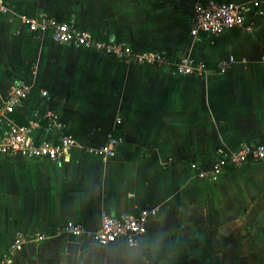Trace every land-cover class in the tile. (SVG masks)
<instances>
[{"label":"crops","instance_id":"crops-1","mask_svg":"<svg viewBox=\"0 0 264 264\" xmlns=\"http://www.w3.org/2000/svg\"><path fill=\"white\" fill-rule=\"evenodd\" d=\"M6 1L10 10L0 13V104L21 82L29 88L16 112L23 121L53 111L56 123L78 131L80 145L96 147L108 135L121 143L107 159L79 149L68 162L0 156V256L17 234L53 231L71 219L84 226L83 240L31 242L8 264H168L174 246L192 241L201 248L209 242L223 264H264V164L229 167L213 181L198 179L188 167L264 140V20L250 31L193 38L192 0ZM54 14L96 37L128 43L137 53H188L206 63L208 74L178 77L162 66L59 44L30 33L20 20ZM183 33L190 42L177 47ZM224 35L237 37L239 48L248 45V51L235 57L234 45L215 49ZM229 56L234 62L219 73L217 64ZM147 207L156 208L157 217L148 221L138 249L93 243L104 212L137 215ZM239 223L243 231L232 245L218 246L209 237Z\"/></svg>","mask_w":264,"mask_h":264},{"label":"built area","instance_id":"built-area-1","mask_svg":"<svg viewBox=\"0 0 264 264\" xmlns=\"http://www.w3.org/2000/svg\"><path fill=\"white\" fill-rule=\"evenodd\" d=\"M167 1L172 3L188 0ZM9 10L8 2L0 0V13H7ZM20 20L30 33L36 36H50L59 44L76 45L116 60H133L162 66L167 70L172 68L179 76L204 77L208 74L206 63L194 60L188 53L173 54L165 50L137 53L128 43L106 39L104 36L96 37L89 30L76 26L73 21L60 15H22ZM261 20H264V0H192L189 34L196 38L199 34L216 36L236 28L250 31ZM261 61L264 63V57ZM233 62L231 56L225 58L217 64L218 72L224 73ZM240 62L250 63L248 58H242ZM28 92L27 85L17 83L0 104V156L30 161L68 162L77 149L84 156L107 159L115 155L121 143L120 138L108 135L105 141L96 147L80 145L65 124L55 122L53 111H47L42 117L30 116L23 125L16 123L9 115L22 108ZM41 95L46 96L47 93L41 92ZM248 163L264 164V140L241 143L230 151L222 150L210 162L193 161L188 167L198 179L213 181L225 169L243 167ZM156 217V208L150 207L141 209L137 215L114 216L104 212L92 235V241L102 248L123 245L128 250H136L143 243L148 221ZM84 232L81 223L68 219L56 225L53 231L37 232L30 236L17 234L7 253L0 256V264L10 263L11 256L23 252L31 242H46L48 237L80 241L83 240Z\"/></svg>","mask_w":264,"mask_h":264},{"label":"rangeland","instance_id":"rangeland-1","mask_svg":"<svg viewBox=\"0 0 264 264\" xmlns=\"http://www.w3.org/2000/svg\"><path fill=\"white\" fill-rule=\"evenodd\" d=\"M183 38L178 37L177 39L179 41H181L182 43L176 42V46L180 47L182 45L187 46L190 42L191 38H186L185 34H182ZM188 43V44H187ZM239 40L237 37L231 38V37H227V36H223L222 38L218 39L215 41V49H219L220 51H228L230 50V46L234 45V49L230 50V52L235 56L238 57L239 55H241L242 53H245L246 51H248V49H246L248 47V45H244L242 47L239 48L238 46ZM243 49V50H242ZM180 51H182V49H180ZM245 55V54H243ZM137 64H141V65H148V64H143V63H139L136 62ZM152 66V65H151ZM178 77H183V76H179ZM186 77V76H184ZM226 228H223V230L221 229L219 231V233L217 234V238H215L213 235H210L209 237L211 238V240L213 241L214 244H217L219 246V244H225V245H232L235 241V239L237 238V236L239 235V233H241L243 231V223H239L236 224L234 226H232L231 228H229L230 230L227 231L225 230ZM245 242V247L246 243H248L247 240H244Z\"/></svg>","mask_w":264,"mask_h":264},{"label":"flooded vegetation","instance_id":"flooded-vegetation-1","mask_svg":"<svg viewBox=\"0 0 264 264\" xmlns=\"http://www.w3.org/2000/svg\"><path fill=\"white\" fill-rule=\"evenodd\" d=\"M201 246L202 245L199 244V242L195 241H192L190 245L186 246L181 244L174 246L170 253V257H173L174 259H171L169 262H164L168 264H223L219 260L205 258V246H203V248H201ZM150 264H157V261L152 259ZM227 264L245 263L241 261H229Z\"/></svg>","mask_w":264,"mask_h":264},{"label":"trees","instance_id":"trees-1","mask_svg":"<svg viewBox=\"0 0 264 264\" xmlns=\"http://www.w3.org/2000/svg\"><path fill=\"white\" fill-rule=\"evenodd\" d=\"M165 1H167V0H165ZM165 1H164V2H165ZM162 2H163V1H162ZM164 2H163V3H164ZM154 7H155V8H161V7H163V4L160 3L159 5H155ZM170 60H172V58H171ZM169 71H170V72H173V69L170 68ZM9 116H10V117H11L16 123H18V124H20V125H23V124L26 123L25 121H23V120H22V119L16 114V112L11 113ZM218 129H219V131H223L225 128L222 127L220 124H218ZM70 133H72L74 137H77L78 131H77V130H74V129H71V130H70ZM205 253H206V254H205V258L218 260V258L216 257L214 251L211 250L210 243L207 242V241L205 242Z\"/></svg>","mask_w":264,"mask_h":264},{"label":"water","instance_id":"water-1","mask_svg":"<svg viewBox=\"0 0 264 264\" xmlns=\"http://www.w3.org/2000/svg\"><path fill=\"white\" fill-rule=\"evenodd\" d=\"M76 245V244H75Z\"/></svg>","mask_w":264,"mask_h":264}]
</instances>
